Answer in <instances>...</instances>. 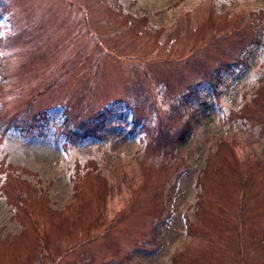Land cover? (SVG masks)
Returning a JSON list of instances; mask_svg holds the SVG:
<instances>
[{"label":"rangeland","instance_id":"1","mask_svg":"<svg viewBox=\"0 0 264 264\" xmlns=\"http://www.w3.org/2000/svg\"><path fill=\"white\" fill-rule=\"evenodd\" d=\"M119 3L0 0V264H264V0ZM254 12L259 39L249 22L231 33ZM185 13L199 22L168 39ZM236 59L216 99L206 84L187 98L180 152L159 151L154 83L177 93ZM133 87L153 105L139 124ZM106 108L99 135L71 138ZM14 115L29 129L7 128Z\"/></svg>","mask_w":264,"mask_h":264},{"label":"trees","instance_id":"2","mask_svg":"<svg viewBox=\"0 0 264 264\" xmlns=\"http://www.w3.org/2000/svg\"><path fill=\"white\" fill-rule=\"evenodd\" d=\"M111 1L114 3L115 9L121 10L119 0H111ZM194 17L196 16L195 15L192 16L188 13H185L182 16L178 17L175 21V24H173V27L169 29L168 32L166 33L167 38L168 39L177 38L185 34L192 26H194L195 24L199 22L195 20ZM261 17L262 16H260V13H255V12L249 13V15H245L244 17L240 19L238 23H235L233 25V30L231 31V33L234 30L238 31V28L236 27H238L239 25H243L245 22H249V28H251V30L249 31L250 37L252 39H259L260 29H252V28L259 26V21ZM142 18H144V20L143 21L139 20L140 23H138L137 25L139 29L142 28L143 26H146L145 17H142ZM200 18L201 16H199V19ZM16 38L20 39L18 36ZM249 42H251V44L256 43V41L254 40H249ZM245 59H246V55L243 56V60ZM238 63H240L238 59L234 61H229V62H226V61L219 62V66L216 67L217 69H214L212 71H205L202 69L198 71L195 69L197 71V73H195L197 76L196 77L197 80L186 82L183 88L177 93L172 92L174 88L171 86V83L168 80L160 79L159 81L154 83L155 88L160 87L159 90L162 89L163 92L160 93V96H161L160 101L164 102L166 100L167 106H166L165 112H163L164 113L162 117L163 122H161V124H158V127L155 126V123H154V117L157 115V111L154 108L153 109L155 111L153 110L151 113L153 115L152 120L149 119V121H152L149 124L150 127L154 123V125L152 126V129L148 127L147 125H144V126L147 127L146 128L147 131L150 132V137H151L150 140L153 141V143L155 144V147L159 151H162V153L167 152L170 154H173V153L175 154L176 152L177 153L180 152L185 133H187L188 128L191 125V120L195 118L193 115V110L185 107L187 98L194 97L199 103H201V100L203 102L202 94H200L199 87L202 84H206L211 89L216 99L220 91L219 85L223 81L220 75V72L227 71L228 73L233 68V66L237 65ZM1 73H2V68H0V74ZM1 81L3 82V80ZM140 86L141 85H139L138 87L140 88ZM50 87H51V83L48 85V89ZM133 89L135 88L134 87L132 89L129 88L128 89L129 93L126 94L124 98H125V103L128 107H135V110H134L135 114L132 113L133 115L132 117L134 118L133 124H139L143 120L142 114H139L140 108L144 109V107H150L153 105H152V102L149 96L145 95L141 90H133ZM259 106L260 107H257V108L262 109L264 107V104H261ZM109 112L110 111H108L106 108V110L104 111H99L96 116L89 117L86 120L87 129H83L84 130L83 132L80 131V128L82 127L83 122H77L76 128L78 130L71 131L72 133L71 138L72 139L73 138L83 139L86 136L99 135L98 132L100 129V125L103 122L104 116H106L105 114ZM147 112L149 113V110ZM79 115L80 114L78 113L76 115V118ZM7 126H8L7 128L14 127V128H18L21 131H26L27 129H29V127L23 126V124L19 125L18 122L15 120V115L11 119V121H9V124ZM7 128H4V130H6ZM23 181L26 182L25 180ZM26 184L29 186L28 182H26ZM14 188L15 189H13L14 191L13 195L9 196L8 198L6 196V198L11 202L10 204L19 213L26 215L25 209H23L20 204L21 194L18 192L16 185L14 186ZM31 190L35 191L36 189L35 187H31ZM80 213H81V209H80V205H78L75 208V211L73 213L69 214L66 218L63 219L62 223L75 220L77 216L80 215Z\"/></svg>","mask_w":264,"mask_h":264}]
</instances>
